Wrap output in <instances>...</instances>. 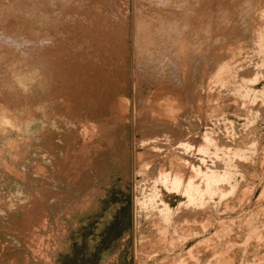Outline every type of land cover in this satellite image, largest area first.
Returning a JSON list of instances; mask_svg holds the SVG:
<instances>
[{
  "label": "rangeland",
  "instance_id": "rangeland-1",
  "mask_svg": "<svg viewBox=\"0 0 264 264\" xmlns=\"http://www.w3.org/2000/svg\"><path fill=\"white\" fill-rule=\"evenodd\" d=\"M214 1L212 0V7L207 11L210 16L207 21L201 17L203 14L199 13L196 15L198 17L194 15L195 18L191 15L192 18L186 19L185 23L188 22V24L183 26L178 35L177 44L181 45L182 42L185 43V40L180 39L185 36L188 37L193 33L195 37L197 49L196 55L194 53L193 57L196 61L193 60V64L198 65L197 67L201 66V68L193 69L194 73L191 72L192 79L193 77L196 79L195 81L193 79V83H195L191 82L190 72H187L189 75L185 79V82L188 81L181 83V80L183 81L179 77L181 73L179 76L177 73L173 74V70H168V67H166L164 77H158L164 82L165 78H170L169 80L180 78V81L175 84H177L176 88L179 85L178 89H181L179 93L182 92L184 98L181 97L182 95H177L178 109L173 108V117L168 115L172 121L168 119V116L164 119L165 121H162L153 109L155 108L154 104L150 103H154V100H151L158 92L157 78L151 77L146 80V76L142 72L139 74L134 72L137 69L133 33V18H135L133 2L135 3V0L128 2L130 33L129 38H126V45L129 44V51L122 55L119 52L120 47L116 46L114 49L102 52L103 56L108 59L105 68L109 84L101 92V96L97 95L94 101L86 102L80 99L79 102L71 103H68L66 99H71V96L75 97L74 92L54 78L51 71V73L48 72L50 69L43 61L44 55L47 54L41 53V51L48 46L51 49V55L55 53L53 57H56L58 53L62 52L59 50L56 54L59 48L58 43L63 44L67 38L71 48L82 54L83 45L81 44L82 40L79 41L78 30L91 28V32L96 35L101 32L102 28L110 31L114 23L122 20L118 7L114 11V9H110V6V10L107 6H102L101 12L104 13V18L102 17L100 21L97 19L98 22H95L92 15L86 16L80 13V11L96 12L98 2H94L95 5L89 0H7L0 4V264H179L181 262V264H264V114H262L264 113V47H261L262 42L258 41L260 37L264 43V33L261 31L264 29L262 27L264 26V2H262L263 0H253V2H250L252 0H238V2L237 0H226L223 2L224 4L220 2L221 4L216 3L215 5ZM155 3L157 0H154L153 4ZM228 4L233 9L229 8ZM232 4L233 7L230 6ZM201 5L199 10L203 12L205 8ZM240 5L243 8L245 6V9L242 10V7L239 9ZM146 7L148 5H143L141 10H145ZM254 7L258 10L256 11ZM256 12H259L260 16ZM236 13L241 14L237 16ZM199 16L201 19L197 20L200 18ZM189 21L191 22L189 23ZM218 25L219 27H217ZM250 25L253 29L249 27ZM43 26L46 29L48 26L55 32L51 33L50 28L45 32ZM59 26H62L64 30L67 28L66 32L63 30L62 32L63 28ZM229 27L233 28L232 31ZM220 28L221 31L224 30L218 33ZM254 29L255 32H253ZM49 31L50 35H48ZM87 33L89 34V32ZM181 33L186 35L183 36ZM214 33L219 34L220 38L217 35L216 38ZM227 33L228 36H225ZM258 33L260 36H257ZM68 34H77V36L73 38ZM53 35L55 39L61 37V42L59 40H56L58 43L55 42V39L52 38ZM195 35L198 37L197 39ZM251 35L258 37L254 38L256 41ZM223 36L227 40L232 36L230 39L233 38V41H227ZM113 41L114 39H112ZM180 41L182 42L180 43ZM187 42L190 43V41ZM214 43L216 44L214 45ZM225 43L226 49H223ZM115 44L117 43L115 42ZM220 47L222 49L219 52ZM121 51L123 52L122 46ZM173 53L178 56L179 50H175ZM119 54L120 59H117L118 57L115 55ZM73 55L76 54L69 50L65 51L63 64L68 65L72 61ZM123 61L129 65L126 74L119 71ZM203 61H207V64ZM96 63L99 61L96 60ZM223 64L228 69H222ZM148 65L149 68L152 67L150 63ZM204 67H206V71ZM218 70L222 73L227 72L224 76L228 77H221L222 73L217 75V72L220 73ZM160 74L163 75V71ZM196 74L198 75L196 76ZM157 76L159 73L155 77ZM169 80H166L165 84ZM210 82H214V84ZM189 86H192L190 92ZM166 88L169 89V87H165L164 91L167 90ZM194 90L195 92H193ZM151 93L153 94L151 95ZM106 94H109L110 97ZM245 94H249L247 96L249 98L245 97ZM179 96L183 100L179 99ZM64 98L66 102L63 100ZM199 99L201 100L199 101ZM150 105L152 106L150 107ZM117 106L118 108H116ZM213 107L214 110L218 107L216 108V110L218 109L217 113L212 110ZM176 109L179 110L177 114H175ZM152 114L158 118L156 119ZM212 117L213 119H211ZM208 118L212 121H209ZM160 122L162 123L161 128ZM172 122L175 125L172 126ZM203 133H207L208 136L211 134V140H216L211 141V144L205 142L209 143L208 150H202V152L199 145L203 144V139H201ZM182 140L189 142L192 145L190 147L192 150L188 149V151L184 146L182 147ZM217 145H219V149ZM181 154L187 156L188 159L190 157L189 160L203 170L210 168L217 173L224 170L223 172L228 175V178L226 177V180L223 181L224 184L223 182L219 183V189H226L222 192L224 194L220 195L219 192H216L215 196L208 198L207 206L200 209L201 211H196V214L195 211L192 212V210H197L196 207L186 204V196L168 189L164 183H161V172H171L172 174L178 166L177 161H179L175 157L177 155L178 159ZM183 155L182 157H184ZM230 155L233 156L230 157ZM173 162L175 164H172ZM220 167L222 171H220ZM222 190L220 189V191ZM152 197V203L150 201L148 203L147 200ZM163 201L174 209V216L168 223H163L158 213ZM161 226L166 228L164 230L166 233L163 234L167 236L160 235ZM156 227L157 229H155ZM158 235L160 236L157 237ZM163 236L165 239L162 238ZM228 236L229 238H227ZM160 242L163 244L160 245ZM142 245H145L144 248ZM204 251L208 253L206 254Z\"/></svg>",
  "mask_w": 264,
  "mask_h": 264
},
{
  "label": "bare ground",
  "instance_id": "bare-ground-1",
  "mask_svg": "<svg viewBox=\"0 0 264 264\" xmlns=\"http://www.w3.org/2000/svg\"><path fill=\"white\" fill-rule=\"evenodd\" d=\"M5 1H7V0H0V4L1 3H4ZM9 1V0H8ZM13 1V0H12ZM89 1H91V3H93V4H95L96 5V3H94V2H98V4H97V9H96V12H89V11H83V12H81L80 11V13H82V14H84V15H86V16H88V14H89V16L90 15H92L93 16V18H95L94 19V21L95 22H98V20L100 21V19H102V17L104 16V13L102 14V9H101V7L102 6H107V8L109 9V6H110V9H114V11H116L117 10V7H118V10H119V12H120V15H121V18H122V20L120 21H118L116 24L114 23V26H113V28L112 29H110V31L108 30H106L105 28H102L101 29V32L99 33V34H97L96 35V33H93V32H91V28L89 29V30H86V29H80V30H78V37H79V41H81V44L83 45V52H82V54L81 53H79V52H77V51H74L72 48H71V44L70 43H68V41L65 39L64 40V43L62 44V43H58L56 40H59L60 42H61V37H58V39H55L54 38V35H53V37L52 38H54L55 39V42H57L58 43V45H59V48L57 49V52H56V54L59 52V50H62V52L61 53H58L57 54V56L56 57H53V55L55 54V53H53V55H51V49L48 47V46H46V47H44L43 48V50L41 51V53H43V52H45L47 55H44L45 56V58H43V61H45L46 63H47V67L50 69L48 72H52L53 74H54V78H57L59 81H61L63 84H65V87H67L68 89H71V92H74V94H75V97H73V96H71V99L70 98H68V99H70V100H68V99H66V101H68V103L70 102H79V100L80 99H82L83 101H88V102H91V101H94L95 99H96V97H97V95H99V96H101L100 94H101V92L102 91H104L105 90V88H106V86H107V84H109V82L107 81V78H108V74H107V70H106V68H105V63L107 62V57L105 58L104 56H103V54H102V52H104V51H108V50H110V49H114L116 46H119L120 47V50H119V52L122 54V55H124V54H126V51H129V44L128 45H126V38L128 39L129 38V33H130V24H129V19H128V17L130 16L129 15V7H128V2L129 1H131V0H89ZM134 1V0H133ZM234 1V0H233ZM232 1V2H233ZM246 1V0H245ZM223 3V2H226V0H215L214 1V4L216 5V3ZM229 2V1H228ZM237 2H238V0H237ZM249 2V1H248ZM250 2H253V0L252 1H250ZM256 2V1H255ZM254 2V3H255ZM262 2H264V0L262 1ZM10 3V2H9ZM16 3V2H15ZM154 3V0H135V3L133 2V4H135V8H134V10H135V18H133L134 20V31H133V33H134V36H135V40H134V52H135V56H136V58H135V62H136V66H137V69H136V67H135V69H136V71H134L135 73L137 72L138 74H139V72H142L145 76V79L147 80V78L148 79H150L151 77H154V78H157V84H156V87H157V91L158 92H156V95L155 96H153V98H152V100L151 101H153L154 100V103L153 102H150V103H152V104H154L153 105V107H155V108H153L156 112H157V114L160 116V119L163 121L164 119H166V118H168L169 116H174V115H172L173 114V112H172V110H173V108L175 109V107L177 108V98H178V96L177 95H182L181 93H179L180 91H181V89H178L179 88V85L177 86L178 88H176V85L177 84H175L176 82H178V81H180V78L181 79H183V81L181 80V83L182 82H185V79H186V77L188 78V76L187 75H189V73L187 74V72H190V77L193 75H191V72L192 73H194L193 72V69H195V68H201V66H199V67H197V66H195V64H193V57H194V53H195V51H196V49H197V46H196V44H195V41H194V39H195V37H194V35H193V33L192 34H189L188 35V37H184V38H182L184 35H186V34H183V33H181V35L183 34V36L181 37L182 39H180V40H185L184 42L185 43H183L182 41H180V43L182 42V45L181 44H177V40H178V35H179V33H180V30L181 29H183V26H185V24H188V22L187 23H185V21H187L186 19L188 18V17H190V18H192V16L195 18V16L196 15H199V13L200 14H203L201 17H203L206 21H207V19H209V13L207 12V11H209V8H211L212 7V4H213V2H212V0H157V3H155V4H153ZM164 3V4H163ZM220 3V4H221ZM231 3V2H230ZM229 3V4H230ZM234 3V2H233ZM243 3H245V2H243ZM260 3V2H259ZM18 4H20V2H18ZM17 4V5H18ZM21 4H23V2H21ZM35 4V3H34ZM92 4V5H93ZM201 4H203V5H201ZM224 4V3H223ZM229 4H228V7H229ZM239 4H240V2H239ZM238 4V5H239ZM246 4V3H245ZM253 4V3H252ZM256 4H258V3H256ZM264 4V3H263ZM143 5H148V7H146V8H144L145 10H141V8L143 9ZM200 5H201V7L202 6H204V11L203 12H200ZM214 5V6H215ZM225 5H227V4H225ZM225 5H223V6H225ZM242 5V4H241ZM238 6L239 7V9H241L240 7H242V6ZM248 5V4H247ZM246 5V6H247ZM3 6V5H2ZM63 6V5H62ZM91 6V5H90ZM213 6V8H215ZM230 6H232L233 7V4L232 5H230ZM255 6V5H254ZM259 6V5H258ZM264 6V5H263ZM8 7V6H7ZM11 7V6H10ZM22 7V6H21ZM218 7V6H217ZM256 7V6H255ZM254 7V8H255ZM1 8V7H0ZM18 8L20 9V6H18ZM69 8V7H68ZM90 8V7H89ZM177 8H180L181 9V12H179L180 11V9H177ZM195 8H196V10H195ZM219 8V7H218ZM225 8V7H224ZM229 8H231V7H229ZM247 8H249L250 9V7H248L247 6ZM253 8V7H252ZM3 9V8H2ZM9 9V8H8ZM85 9V8H84ZM107 9V10H108ZM109 9V10H110ZM147 9V10H146ZM226 9V8H225ZM224 9V10H225ZM231 9H233V8H231ZM236 9V8H235ZM238 9V11H240ZM243 9H245V6H244V8L242 7V10ZM55 10V9H54ZM73 10V9H72ZM139 10H141V11H139ZM179 10V11H178ZM199 10V12H197ZM203 10V9H202ZM255 10H256V8H255ZM258 10V9H257ZM256 10V11H257ZM16 11V10H15ZM23 11V10H22ZM195 11V12H194ZM217 11V10H216ZM215 11V12H216ZM222 11H223V9H222ZM230 11V10H229ZM232 11V10H231ZM260 11V10H259ZM262 11V10H261ZM4 12V11H3ZM8 12V11H7ZM105 12V11H104ZM179 12V13H178ZM205 12V13H204ZM214 12V11H213ZM218 12V11H217ZM236 12V11H235ZM248 12V11H247ZM263 12V11H262ZM13 13V12H12ZM117 13V12H116ZM222 13V12H221ZM249 13V12H248ZM251 13V12H250ZM257 14L259 13V12H256ZM18 14V13H17ZM213 14V13H212ZM231 14V13H230ZM237 14V13H236ZM239 14V13H238ZM237 14V16H239ZM1 15H3V14H1ZM119 15V16H120ZM192 15V16H191ZM195 15V16H194ZM208 15V16H207ZM220 15V14H219ZM224 15H226V14H224ZM263 15V14H262ZM4 16V15H3ZM49 16V15H48ZM80 16H82L81 14H80ZM86 16H85V18H86ZM199 16V17H200ZM227 16V15H226ZM243 16V15H242ZM241 16V17H242ZM254 16V15H253ZM255 16H256V14H255ZM258 16H260L259 14H258ZM2 17V16H1ZM196 17H198V16H196ZM201 17L200 18H196L197 20H199V19H201ZM241 17H239V18H241ZM248 17H250V16H248ZM84 18V17H83ZM84 18V19H85ZM104 18V17H103ZM117 18V17H116ZM193 18V19H194ZM228 18H230V17H228ZM236 18V17H235ZM264 18V17H263ZM262 18V19H263ZM4 19V18H3ZM13 19V18H12ZM98 19V20H97ZM119 19V18H118ZM193 19H190V20H193ZM243 19V18H242ZM241 19V20H242ZM246 19V18H245ZM45 20V19H44ZM43 20V21H44ZM48 20V19H47ZM49 20H51V19H49ZM83 20V19H82ZM204 20V21H205ZM211 20V19H210ZM214 20V19H213ZM216 20V19H215ZM214 20V21H215ZM236 20H239V19H236ZM85 21H87V20H85ZM104 21V20H103ZM196 21V20H195ZM203 21V20H202ZM223 21V20H222ZM234 21H235V19H234ZM263 21V20H262ZM88 22H89V19H88ZM113 22V21H112ZM115 22V21H114ZM191 21H189V23H190ZM193 22V21H192ZM198 22V21H197ZM220 22V24H221V21H219ZM244 22V21H243ZM45 23V22H44ZM91 23V22H90ZM195 23V22H194ZM194 23H192V24H194ZM199 23H200V21H199ZM209 23V22H208ZM207 23V25L209 26V24ZM227 23V22H226ZM225 23V24H226ZM236 23V22H235ZM242 23V22H241ZM252 23H253V20H252ZM251 23V24H252ZM10 24H11V22H10ZM9 24V25H10ZM64 24H66V23H64ZM83 24V23H82ZM87 24V23H86ZM103 24V23H102ZM198 24V23H197ZM196 24V25H197ZM206 24V23H205ZM210 24H213V23H210ZM215 24V23H214ZM219 24V25H220ZM244 24V23H243ZM63 25V24H62ZM91 25V24H90ZM93 25V24H92ZM190 25V24H189ZM188 25V26H189ZM202 25L204 26V24L202 23ZM206 25V26H207ZM219 25L217 26V27H219ZM224 25V24H223ZM240 25V24H239ZM256 25V24H255ZM258 26L260 25V24H257ZM40 26V25H39ZM49 26H51V25H49ZM56 26V25H55ZM54 26V27H55ZM95 26V25H94ZM194 26V25H193ZM199 26H201V25H199ZM202 26V27H203ZM252 25H250L249 27H251ZM257 26V27H258ZM262 25H260V27H261ZM60 27V26H59ZM59 27H57V28H59ZM62 27V26H61ZM60 27V28H61ZM84 27V26H83ZM205 27V26H204ZM214 27V26H213ZM216 27V28H217ZM256 27V26H255ZM260 27H258V29L260 28ZM262 27H264V26H262ZM48 28H50V27H48L47 26V29ZM60 28H59V30H60ZM63 28V27H62ZM66 28V27H65ZM85 28V27H84ZM187 28V27H186ZM194 28V27H193ZM199 28H201V27H199ZM208 28V27H207ZM225 29H226V27H224ZM227 28H228V26H227ZM230 28V27H229ZM252 28V27H251ZM40 29H42L41 27H40ZM43 29H45V32H46V28H44V26H43ZM42 29V30H43ZM51 29V28H50ZM67 29V28H66ZM65 29V30H66ZM210 29V28H209ZM219 29V28H218ZM223 29V28H222ZM231 29V28H230ZM233 29V28H232ZM232 29H231V31H232ZM237 29V28H236ZM235 29V31H237ZM253 29V28H252ZM49 30V29H48ZM47 30V31H48ZM52 30V29H51ZM55 30H56V27H55ZM59 30L57 29V31L59 32ZM65 31L64 30V28L63 29H61V31ZM97 30V29H96ZM192 30V29H191ZM202 30V29H201ZM207 31H208V29H206ZM224 30V29H223ZM222 30V31H223ZM251 30V29H250ZM260 30H261V28H260ZM259 30V31H260ZM264 29H262L261 31H262V33H264V31H263ZM60 31V32H61ZM62 31V32H63ZM185 31H186V29H185ZM185 31H183L184 33H185ZM188 31V30H187ZM221 31V28H220V30L218 31V33H221L220 32ZM230 31V32H231ZM234 31V30H233ZM256 30L254 29V31L253 32H255ZM260 31V32H261ZM17 32H18V29H17ZM53 32H55L54 30H52V32L51 33H53ZM61 32V33H62ZM66 32V31H65ZM87 32H89V34L87 33ZM194 32V31H193ZM225 32V31H224ZM223 32V33H224ZM227 32V31H226ZM229 32V33H230ZM244 32V31H243ZM259 32V33H260ZM50 33V31L48 32V35H50L49 34ZM67 33H68V31H67ZM188 33V32H187ZM190 33V32H189ZM202 33V32H201ZM210 33V32H209ZM209 33H207V34H209ZM213 33V32H212ZM211 33V34H212ZM232 33V32H231ZM258 33V34H259ZM262 33H261V35H262ZM42 34V33H41ZM44 34V33H43ZM235 34V33H234ZM46 35H47V33H46ZM69 35V34H68ZM89 35H90V37H89ZM201 35V34H200ZM199 35V36H200ZM213 35V34H212ZM214 35H215V37L217 38V36L220 38V36H219V34L217 35V34H215L214 33ZM217 35V36H216ZM238 35V34H237ZM245 35V34H244ZM264 35V34H263ZM52 36V35H51ZM56 36H58V35H56ZM60 36V35H59ZM65 36H67L66 34H65ZM69 36H73V38H74V36H77V34H71V35H69ZM68 36V37H69ZM196 36V35H195ZM204 36H206V35H204ZM221 36H222V34H221ZM225 36H228V33H227V35L225 34ZM225 36H223V38L225 37ZM240 36V35H239ZM238 36V37H239ZM252 36V35H251ZM257 36H260V34L259 35H257ZM193 37V38H192ZM202 37V36H201ZM207 37V36H206ZM230 37H232V36H230ZM230 37H229V39L228 40H230V41H233L232 39L233 38H231L230 39ZM233 37H234V35H233ZM253 37V40H255L254 38L256 37V36H252ZM57 38V37H56ZM60 38V39H59ZM64 37L62 36V39H63ZM198 37L196 36V39H197ZM213 38V37H212ZM216 38H214V39H216ZM228 38V37H227ZM258 37H256V39H257ZM261 38H262V36H261ZM263 38H264V36H263ZM262 38V39H263ZM112 39H114V41L112 42ZM225 40H227L226 38H224ZM239 39V38H238ZM71 40V39H70ZM192 40V41H191ZM206 40V39H205ZM217 40V39H216ZM215 40V41H216ZM227 40V41H228ZM239 40H241V39H239ZM250 40H251V38H250ZM264 40V39H263ZM187 41H190V43H188ZM201 41H202V38H201ZM222 41H224V40H222ZM222 41H220V42H222ZM236 41V40H235ZM248 41V40H247ZM252 41V40H251ZM256 41V40H255ZM260 43L262 42V46H261V44H260V46L261 47H264V43H263V41H261L260 40V37H259V40H258ZM115 42L117 43V44H115ZM188 44H187V43ZM198 42V41H197ZM206 42V41H205ZM210 42V41H209ZM218 42V41H217ZM226 42V41H225ZM237 42H238V40H237ZM243 42V41H242ZM242 42H240L241 44H243ZM76 43V42H75ZM213 43V42H212ZM211 43V44H212ZM256 43H258V42H256ZM46 44V43H45ZM199 44V43H198ZM197 44V45H198ZM204 44H206V43H204ZM216 43H214V45H215ZM220 44H222V43H220ZM229 44V43H228ZM231 44H233L232 42H231ZM230 44V45H231ZM239 44V43H238ZM47 45V44H46ZM178 45H180V46H178ZM213 45V46H214ZM225 45H226V43L223 45L224 47H223V49L225 48L226 49V47H225ZM121 46H122V50H123V52L121 51ZM131 46V45H130ZM221 46V45H220ZM242 47H243V45H241ZM64 47H65V49H64ZM201 47V46H200ZM217 47V46H216ZM232 47V46H231ZM131 48V47H130ZM205 48V47H204ZM45 49V50H44ZM214 49V48H213ZM213 49H212V51H213ZM216 49V48H215ZM222 48L220 47V49H219V52H220V50H221ZM231 49H233V48H231ZM259 49V48H258ZM262 49V48H261ZM70 51L71 53H73V54H76V55H73V57H72V61L70 62V63H68V65H65V64H63V60H64V58H65V51ZM175 50L177 51V50H179V53H178V56L177 55H175V53H173V51L175 52ZM202 50V49H201ZM238 50V49H237ZM200 51V50H199ZM207 51H209V50H207ZM216 51V50H215ZM223 51V50H222ZM227 51V50H226ZM230 51V50H229ZM232 51V50H231ZM131 52V51H130ZM206 52V51H205ZM261 52H263V51H261ZM117 53V52H116ZM128 53V52H127ZM201 53H203L202 51H201ZM213 53V52H212ZM217 53V52H216ZM4 54V53H3ZM177 54V53H176ZM218 54V53H217ZM216 54V55H217ZM225 54H226V52H225ZM234 54V53H233ZM4 55H6V54H4ZM195 55H196V53H195ZM199 55H201V54H199ZM206 55V54H205ZM213 55H215V54H213ZM231 55V54H230ZM111 56V55H110ZM208 56V55H207ZM211 56V55H210ZM69 57V56H68ZM115 57H118L117 59H120V54L119 55H115ZM196 57V56H195ZM209 57V56H208ZM212 57H214V56H212ZM232 57V56H231ZM233 57H235V56H233ZM232 57V58H233ZM237 58V57H236ZM111 59H113V57H111ZM197 59V58H196ZM204 59V58H203ZM215 59H216V57H215ZM224 59H226V58H224ZM80 60V61H79ZM96 60H98L99 61V63H96ZM200 60V59H199ZM210 60V59H209ZM212 60H214V59H212ZM194 61H196V60H194ZM226 61V60H225ZM85 62H86V64H85ZM207 62V61H206ZM206 62H204L203 61V63H206ZM217 62V61H216ZM224 62V61H223ZM94 63V64H93ZM151 64V68H149V65L148 64ZM202 63V62H201ZM209 63V62H208ZM214 63H215V61H214ZM222 63V62H221ZM263 63H264V61H263ZM43 64V63H42ZM88 64V65H87ZM197 64V63H196ZM200 64V63H199ZM207 64V63H206ZM204 65V66H207V65ZM220 64V63H219ZM227 64V63H226ZM228 64H229V62H228ZM6 65H7V63H6ZM11 65V64H10ZM225 64H223V66H224ZM218 67H219V65H217ZM223 66H221V68L222 69H228V68H226L225 66V68L223 67ZM234 66V65H233ZM166 67H168V70H173V74L174 73H177L178 74V76H179V74L181 73V75L178 77L179 79H177V80H169L168 78L166 79L165 78V82H167L166 80H169V81H171V82H169L168 81V83H166L165 84V82H164V80H162V79H160L161 77H164V73L166 72ZM218 67H216V68H218ZM47 68V69H48ZM203 68V67H202ZM205 68V71H206V67H204ZM220 68V67H219ZM218 68V69H219ZM209 69V68H208ZM212 69V68H211ZM221 69V70H222ZM8 70H10V69H8ZM7 70V71H8ZM43 70V69H42ZM127 70H129V65H126L125 64V62L123 61V63L120 65V69H119V71L120 72H122V73H128V71ZM160 70H162L163 71V75L162 74H160L161 72H160ZM188 70H190V71H188ZM196 70H198V69H196ZM199 70H201V69H199ZM198 70V71H199ZM46 71V70H45ZM44 71V72H45ZM159 71V72H158ZM202 71V70H201ZM219 71V70H218ZM224 71V70H223ZM226 71V70H225ZM230 71H232L231 69H230ZM229 71V72H230ZM235 71V70H234ZM42 72V71H41ZM50 72V73H51ZM167 72H169V71H167ZM220 73L218 74V72H217V75H221V73H222V71H219ZM233 72V71H232ZM134 73V74H135ZM141 73V74H142ZM159 73V76H157V77H155L157 74ZM169 73H172V72H169ZM197 73V72H196ZM199 73V72H198ZM216 73V72H215ZM226 73L227 72H225V73H222V75L223 76H221V77H224V78H226V77H228V76H224V75H226ZM237 73V72H236ZM53 74H52V76H53ZM130 74V73H129ZM166 74V73H165ZM230 74V73H229ZM229 74H227V75H229ZM162 75V76H161ZM198 74H196V76H197ZM200 75V74H199ZM216 75V76H217ZM232 75V74H231ZM117 76V75H116ZM139 76H142V75H139ZM168 76V75H167ZM167 76H165V77H167ZM195 76V75H194ZM203 75H202V72H201V77H202ZM205 76V75H204ZM214 76V75H213ZM230 76V75H229ZM233 76V75H232ZM137 77H138V75H137ZM158 77H160V78H158ZM171 77V76H170ZM219 77V76H218ZM231 77V76H230ZM229 77V78H230ZM234 77V76H233ZM8 78V77H7ZM52 78V77H51ZM130 78V77H129ZM173 78V77H172ZM171 78V79H172ZM198 78V77H197ZM205 78H206V76H205ZM211 78V77H210ZM223 78V79H224ZM236 78V77H235ZM235 78H234V80H235ZM2 79H4V78H2ZM133 79V78H132ZM175 79V78H174ZM190 79H192V77L190 78ZM193 79H194V77H193ZM193 79H192V83H193ZM200 79V78H199ZM198 79V80H199ZM213 79V78H212ZM215 79H216V77H215ZM223 79H221L222 81H224ZM196 79H194V81H195ZM203 80H205V79H203ZM207 80H209L208 78H207ZM217 80V79H216ZM246 80V79H245ZM6 81H7V79H6ZM53 81H54V79H53ZM57 81V80H56ZM130 81V80H129ZM138 81V80H137ZM149 81V80H148ZM154 82H155V80H153ZM188 81V80H187ZM186 81V82H187ZM202 81V80H201ZM221 81V82H222ZM225 81H227V82H229V80H226L225 79ZM237 81V80H236ZM236 81H234L235 83H236ZM1 82H2V80H1ZM136 82V81H135ZM134 82V83H135ZM143 82V81H142ZM154 82H153V84H154ZM185 82V83H186ZM218 82V81H217ZM233 82V81H232ZM238 82V81H237ZM61 83V84H62ZM190 83V82H189ZM189 83H188V85H189ZM195 83V82H194ZM193 83V84H194ZM205 83H206V81H205ZM208 83V82H207ZM211 83V82H210ZM213 84H214V82H212ZM211 83V84H212ZM216 83V82H215ZM247 83V82H246ZM249 83V82H248ZM5 84V83H4ZM136 84H138V83H136ZM180 84V83H179ZM184 84V83H183ZM193 84H191V85H193ZM202 84V83H201ZM228 84V83H227ZM232 84V83H231ZM237 84V83H236ZM245 84V83H244ZM111 85V84H110ZM185 85V84H184ZM198 85V84H197ZM207 85H209V84H207ZM217 85V84H216ZM139 86V85H138ZM149 86V85H148ZM172 86V87H171ZM181 86V85H180ZM186 87H187V85H185ZM184 86V87H185ZM242 86H244V85H242ZM112 87V86H111ZM110 87V88H111ZM113 87H115V86H113ZM134 87H136V86H134ZM165 87H169V89L168 88H166L167 90L166 91H164L165 90ZM195 87H196V85H195ZM205 87H206V85H205ZM235 87V86H234ZM239 87V86H238ZM245 87H246V85H245ZM6 88H8V87H6ZM63 88H64V86H63ZM120 88V87H119ZM137 88V87H136ZM164 88V89H163ZM188 88V87H187ZM189 92H190V90H192V86L190 87L189 86ZM210 88H212L211 86H210ZM209 88V89H210ZM15 89V88H14ZM114 89V88H113ZM138 89V88H137ZM186 89V88H185ZM195 89V88H194ZM202 89V88H201ZM243 89V88H242ZM110 90V89H109ZM115 90V89H114ZM151 89L149 88V91H150ZM180 90V91H179ZM184 90V89H183ZM196 90V89H195ZM195 90L193 91V92H195ZM250 90V89H249ZM108 91V90H107ZM137 91V90H136ZM185 91V90H184ZM208 91V90H207ZM206 91V92H207ZM221 91V90H220ZM252 91V90H251ZM250 91V92H251ZM123 92V91H122ZM151 92V91H150ZM186 92V91H185ZM184 92V93H185ZM199 92V91H198ZM210 92V91H209ZM248 92V91H247ZM250 92H249V94H250ZM264 92V91H263ZM107 93V92H106ZM111 93V92H110ZM136 93H138V92H136ZM154 93V92H153ZM153 93H151V95L153 94ZM179 93V94H178ZM253 93V92H252ZM256 93V92H255ZM64 94V93H63ZM120 94V93H119ZM147 94V93H146ZM191 94V93H190ZM198 94V93H197ZM206 94V93H205ZM247 94V93H246ZM245 94V95H246ZM248 94V95H249ZM257 94V93H256ZM68 95V94H67ZM67 95H65V96H67ZM107 95V94H106ZM109 95V94H108ZM107 95V96H108ZM115 95H116V93H115ZM148 96H149V94H147ZM160 95V96H159ZM248 95H246L245 97H247ZM64 96V97H65ZM69 96V95H68ZM253 96V95H252ZM62 97H63V95H62ZM108 97H110V96H108ZM182 98H184L183 97V95L181 96ZM180 96H179V99H181V100H183L182 98H181ZM198 97V96H197ZM220 97V96H219ZM254 97V96H253ZM252 97V98H253ZM113 98V97H112ZM149 98V97H148ZM185 98H186V96H185ZM203 98V97H202ZM205 98V97H204ZM243 98H244V96H243ZM247 98H249V97H247ZM255 98V97H254ZM110 99V98H109ZM123 99V98H122ZM190 99V98H189ZM214 99V98H213ZM226 99V98H225ZM64 101H65V98L63 99ZM121 100V99H120ZM119 100V101H120ZM127 100V99H126ZM125 100V101H126ZM141 100H143V99H141ZM149 100H150V98H149ZM185 100V99H184ZM198 100V99H197ZM201 99H199V101H200ZM211 100V99H210ZM65 101V102H66ZM107 101H109L108 99H107ZM123 101H124V99H123ZM219 101V100H218ZM223 101V100H222ZM250 101L252 102V100L250 99ZM255 101V100H254ZM257 101V100H256ZM179 102H181V101H179ZM186 102V101H185ZM207 102H209V101H207ZM214 102V101H213ZM212 102V103H213ZM114 103H115V101H114ZM122 103V102H121ZM141 103H143V102H141ZM184 103V102H183ZM201 103V102H200ZM217 103V102H216ZM246 103V102H245ZM6 104V103H5ZM103 104H104V101H103ZM108 104V103H107ZM110 104H112V103H110ZM148 104V103H147ZM147 104L145 105V106H147ZM179 104V103H178ZM189 104V103H188ZM249 104V103H248ZM251 104V103H250ZM253 104V103H252ZM101 105H102V103H101ZM176 105V106H175ZM211 105V104H210ZM217 105V104H216ZM14 106V105H13ZM144 106V107H145ZM152 105H150V107H151ZM183 106V105H182ZM185 106V105H184ZM187 106V105H186ZM190 106V105H189ZM214 106V105H213ZM244 106V105H243ZM93 107H98V106H93ZM110 107V106H109ZM112 107V106H111ZM120 107H122V106H120ZM149 107V106H148ZM196 107V106H195ZM199 107V106H198ZM202 108H203V106H201ZM225 107V105L223 106V108ZM116 108H118V106L116 107ZM180 108V107H179ZM182 108V107H181ZM189 108V107H188ZM193 108V107H192ZM216 108H218V107H216ZM216 108H215V110H214V107L212 108V110H214V112L215 113H217L216 111H218V109L216 110ZM121 109V108H120ZM127 109V108H126ZM125 109V110H126ZM137 109H138V107H137ZM146 109V108H145ZM148 109V108H147ZM153 109H152V111H153ZM178 109V108H177ZM177 109H176V113L175 114H177V112L179 111H177ZM184 109V108H183ZM206 109V108H205ZM222 109V108H221ZM259 109V108H258ZM111 110V109H110ZM117 110H119V109H117ZM124 110V109H123ZM122 110V111H123ZM171 110V111H170ZM192 110V109H191ZM198 110V109H197ZM202 110V109H201ZM207 110V109H206ZM206 110H205V112H206ZM212 110H211V112H212ZM138 111H140L141 112V110H139L138 109ZM149 111H151V110H149ZM148 111V112H149ZM155 111H153L154 113H155ZM168 111H170V112H168ZM174 111V110H173ZM187 111V110H186ZM189 111V110H188ZM34 112V111H33ZM51 112V111H50ZM113 112V111H112ZM118 112V111H117ZM120 113H121V111H119ZM140 112H139V115H141L140 114ZM152 112V113H153ZM128 113H129V111H128ZM138 113V112H137ZM144 113V112H143ZM142 113V114H143ZM188 113V112H187ZM198 113V112H197ZM202 113H203V111H202ZM201 113V114H202ZM213 113V112H212ZM212 113H211V115H212ZM220 113V112H219ZM261 113V112H260ZM92 114V113H91ZM148 114V113H147ZM150 114V116H151V112L149 113ZM157 114H155V115H157ZM189 114V113H188ZM221 114V113H220ZM257 114V113H256ZM262 114H264V113H262ZM111 115V114H110ZM120 115V114H119ZM145 115V114H144ZM144 115H142L143 117H144ZM153 115V114H152ZM169 115V116H168ZM179 115H181V114H179ZM186 115V114H185ZM192 115V114H191ZM214 115V114H213ZM3 116V115H2ZM137 116V115H136ZM154 116V115H153ZM168 116V117H167ZM189 116V115H188ZM198 116H201V115H198ZM204 116V115H203ZM209 116V115H208ZM207 116V117H208ZM138 117V116H137ZM154 117H156V116H154ZM211 117V116H210ZM214 117H216V116H214ZM142 118V117H141ZM151 118H152V116H151ZM158 117H156V119H157ZM176 118V117H175ZM194 118V117H193ZM154 119V118H153ZM152 119V120H153ZM168 119H170V117L168 118ZM180 119V118H179ZM203 119V118H202ZM207 119V118H206ZM211 119H213V117L211 118ZM210 119V120H211ZM143 120V119H142ZM173 120H175V119H173ZM176 120H177V118H176ZM208 120H209V118H208ZM209 120V121H210ZM157 121V120H156ZM165 121V120H164ZM170 121H172L171 119H170ZM179 121V120H178ZM207 121V120H206ZM212 121V120H211ZM175 122V121H174ZM3 123H4V119H3ZM152 123H154V121H152ZM156 123V122H155ZM158 123V122H157ZM161 123V122H160ZM159 123V124H160ZM173 123V122H172ZM181 123H182V121H181ZM138 124V123H137ZM166 124V123H165ZM177 124H178V122H177ZM185 124V123H184ZM204 124V123H203ZM215 124V123H214ZM148 125V124H147ZM146 125V126H147ZM169 125V124H168ZM173 125H175L174 123L172 124V126ZM138 126V125H137ZM145 126V128H147ZM155 126H156V124H155ZM161 126H162V123H161V125H160V128H161ZM179 126V125H178ZM184 126V125H183ZM215 126V125H214ZM97 127V126H96ZM158 127V126H157ZM164 127V126H163ZM170 127V126H169ZM186 127V126H185ZM209 128V127H208ZM95 129V128H94ZM150 129V128H149ZM156 129V128H155ZM184 129V128H183ZM210 129V128H209ZM225 129V128H224ZM89 130V129H88ZM90 131V130H89ZM161 131H162V129H161ZM168 132V131H167ZM225 132V131H224ZM86 133V132H85ZM145 133V132H144ZM159 133V132H158ZM161 133V132H160ZM172 133V132H171ZM181 133V132H180ZM187 133V132H186ZM207 133H208V131H207ZM202 134L203 135V137L201 138V139H203V144H200L199 146V148H200V150L202 151V150H206L207 149V145L211 142V141H213V140H211V138L212 137H210V136H212L211 134H210V136H208V134ZM230 133V132H229ZM87 134V133H86ZM90 134V133H89ZM156 134V133H155ZM177 134V133H176ZM171 135V134H170ZM188 135V134H187ZM144 136V135H143ZM156 136V135H155ZM165 136V135H164ZM169 136V135H168ZM179 136V135H178ZM170 137V136H169ZM186 137V136H185ZM190 137H191V135H190ZM89 138V137H88ZM147 138V137H146ZM150 138V137H149ZM217 138V137H216ZM155 139V138H154ZM190 139V138H189ZM193 139V138H192ZM196 139V138H195ZM144 140V139H143ZM151 140H152V138H151ZM158 140H159V138H158ZM157 140V141H158ZM162 140V139H161ZM210 140V141H209ZM216 140V139H215ZM214 140V141H215ZM221 140V139H220ZM148 141V140H147ZM187 141V140H186ZM218 141V140H217ZM224 141V140H223ZM179 142V141H178ZM184 141L182 140V143H181V146L183 147H185L186 148V150H188V149H191L190 147L192 146L189 142L187 143V142H184ZM205 142H209V143H205ZM220 142V141H219ZM83 143H85V142H83ZM147 143V142H146ZM154 143V142H153ZM171 143V142H170ZM202 143V142H201ZM216 143V142H215ZM221 143V142H220ZM226 143V142H225ZM190 144V145H189ZM211 144V143H210ZM219 144V143H218ZM84 145V144H83ZM87 145V144H86ZM92 145H93V143H92ZM216 145V144H215ZM224 145V144H223ZM194 146V145H193ZM219 145H217V147H218ZM86 147V146H85ZM90 147H92V146H90ZM150 147V146H149ZM213 147V146H212ZM216 147V148H217ZM225 147V146H224ZM223 147V148H224ZM237 147V146H236ZM93 148V147H92ZM155 148V147H154ZM174 148V147H173ZM181 148V147H180ZM184 148V149H185ZM193 148V147H192ZM225 148H227V147H225ZM224 148V149H225ZM90 149V148H89ZM156 149V148H155ZM159 149V148H158ZM162 149V148H161ZM184 149H181V150H184ZM198 149V148H197ZM218 149H219V147H218ZM86 150H87V148H86ZM148 150H150V149H148ZM147 150V151H148ZM192 150V149H191ZM199 150V149H198ZM208 150V149H207ZM216 150V149H215ZM222 150V149H221ZM220 150V151H221ZM238 150V149H237ZM236 150V151H237ZM185 151V150H184ZM189 151V150H188ZM223 151V150H222ZM227 151H230V150H227ZM241 151V150H240ZM153 152H155L154 150H153ZM174 152V151H173ZM203 152V151H202ZM201 152V153H202ZM214 152V151H213ZM212 152V153H213ZM217 152V151H216ZM233 152H234V150H233ZM239 152V151H238ZM151 153V152H150ZM164 153H166V152H164ZM168 153H169V149H168ZM178 153V152H177ZM180 153H181V151H180ZM183 153V152H182ZM189 153V152H188ZM205 154H207V152H204ZM209 153H210V151H209ZM215 153V152H214ZM222 153V152H221ZM220 153V154H221ZM228 153V152H227ZM232 153V152H231ZM235 153V152H234ZM234 153H232V154H234ZM147 154V153H146ZM174 154V153H173ZM172 154V155H173ZM185 154H186V152H185ZM240 154V153H239ZM241 154H243L242 152H241ZM140 155V154H139ZM139 155H138V157H139ZM144 155V154H143ZM162 155H163V153H162ZM179 155V154H178ZM182 155L183 154H181V157H179L178 159H177V155H176V160H179V161H177V168L173 171V173L171 174V172L170 173H166L165 171H162L161 172V183H164V185L168 188V189H171V190H175V191H177V192H180V193H182L184 196H186V198H187V201H185V202H187L186 204L187 205H189V206H195L194 208L195 209H197V210H192V212L193 211H195V214H196V211H201L200 209H203L205 206H207V203H208V198H212V196L217 192H219L220 193V195H223L224 193H222L223 191H225L226 189L224 188V190H222V188H220L222 191H220V189H219V187H220V185H219V183L220 182H223L224 180H226V177L228 178V175H227V173L225 172H223L222 170H221V167H220V171H222V172H219V173H217V171H215V170H213V169H210V168H207V170H203L201 167H199L198 165L196 166L195 164H194V162L192 163V161H190L189 159H190V157H189V159H188V157L186 156H184V157H182ZM188 155V154H187ZM219 155V154H218ZM226 155V154H225ZM145 156V155H144ZM160 156V155H159ZM227 156H228V154H227ZM233 156V155H232ZM231 155H230V157H232ZM236 156V155H235ZM238 156V155H237ZM236 156V157H237ZM240 156V155H239ZM141 157V156H140ZM155 157V156H154ZM163 157H166V156H163ZM171 157V156H170ZM212 157V156H211ZM229 157V156H228ZM174 158V157H173ZM223 158V157H222ZM163 159V158H162ZM233 159V158H232ZM240 159V158H239ZM244 159V158H243ZM261 159V158H260ZM262 159H263V157H262ZM139 160H140V158H139ZM145 160V159H144ZM143 160V161H144ZM172 160V159H171ZM201 160H203V159H201ZM206 160V159H205ZM219 160H221V159H219ZM224 160V159H223ZM229 160V159H228ZM246 160V159H245ZM244 160V161H245ZM151 161V160H150ZM153 161V160H152ZM161 161V160H160ZM165 161V160H164ZM214 161V160H213ZM234 161H236L235 159H234ZM240 161V160H239ZM238 161V162H239ZM264 161V160H263ZM156 162V161H155ZM154 162V163H155ZM161 162H163V161H161ZM201 162H203V161H201ZM205 162V161H204ZM228 162V161H227ZM252 162V161H251ZM254 162V161H253ZM261 162V161H260ZM144 163V162H143ZM170 163V162H169ZM255 163V162H254ZM140 164V163H139ZM161 164H163V163H161ZM160 164V165H161ZM172 164H175L174 162L172 163ZM171 164V165H172ZM221 164V163H220ZM225 164H226V162H225ZM205 165V164H204ZM215 165H216V163H215ZM240 165V164H239ZM249 165V164H248ZM254 165V164H253ZM252 165V166H253ZM150 166V165H149ZM174 166V165H173ZM242 166V165H241ZM244 166V165H243ZM161 167H162V165H161ZM164 167H165V164H164ZM170 168L172 167V166H169ZM146 168H148V167H146ZM233 168V167H232ZM244 169V168H243ZM246 169V168H245ZM160 170V169H159ZM231 170V169H230ZM146 171V170H145ZM172 171V170H171ZM219 171V170H218ZM228 171V170H227ZM232 172V171H231ZM246 172V171H245ZM254 172V171H253ZM222 173V174H221ZM228 173H230L229 171H228ZM237 173V172H236ZM251 173H252V171H251ZM160 174V173H159ZM230 175V174H229ZM232 175H234V174H232ZM249 175V174H248ZM156 176V175H155ZM230 178H231V176H229ZM247 177H249V176H247ZM262 178V177H261ZM242 179V178H241ZM146 180V179H145ZM231 180V179H230ZM247 180V179H246ZM157 181V180H156ZM228 181V180H227ZM240 181V180H239ZM260 181V180H259ZM235 182V181H234ZM241 183V182H240ZM248 183V182H247ZM145 184V183H144ZM154 184V183H153ZM221 184V183H220ZM223 184H224V182H223ZM243 184V183H242ZM219 185V186H218ZM236 185H238V184H236ZM164 186V187H165ZM223 187H224V185H222ZM221 186V187H222ZM225 186H226V184H225ZM228 186H230V185H228ZM227 186V187H228ZM263 186V185H262ZM232 187V186H231ZM242 187V186H241ZM235 188V187H234ZM238 188V187H237ZM240 188V187H239ZM245 188V187H244ZM253 188V187H252ZM241 189V188H240ZM239 190V189H238ZM253 190V189H252ZM230 191V190H229ZM228 192V191H227ZM236 192H237V190H236ZM240 192V191H239ZM245 192V191H244ZM152 193V192H151ZM238 193V192H237ZM155 194V193H154ZM240 194V193H239ZM157 195V194H156ZM217 195V194H216ZM226 195V194H225ZM224 195V196H225ZM251 195V194H250ZM215 196V195H214ZM240 196V195H239ZM238 196V197H239ZM157 197V196H156ZM228 197V196H227ZM229 197H231V196H229ZM221 198V197H220ZM233 198V197H232ZM231 198V199H232ZM148 199V198H147ZM147 199H145V200H147ZM152 199H153V197L152 198H149L147 201H148V203H149V201L151 202L152 201ZM225 199V198H224ZM143 200V199H142ZM145 200H144V202H145ZM226 200V199H225ZM229 200V199H228ZM146 201V202H147ZM223 202V201H222ZM222 202H220L221 204H222ZM227 202V201H226ZM235 202V201H234ZM152 203V202H151ZM156 203V202H155ZM146 204V203H145ZM210 204V203H209ZM257 204V203H256ZM161 205V204H160ZM183 205V204H182ZM182 205H180V206H182ZM220 205V204H219ZM146 206V205H145ZM157 206V205H156ZM155 206V207H156ZM179 206V207H180ZM184 206V205H183ZM209 206V205H208ZM229 206V205H228ZM233 206V205H232ZM154 207V208H155ZM157 207H159V206H157ZM156 207V208H157ZM186 207V206H185ZM188 207V206H187ZM221 207V206H220ZM183 209V208H182ZM208 210H209V208H207ZM149 210V209H148ZM157 210H158V208H157ZM190 210V209H189ZM259 210V209H258ZM147 211V210H146ZM155 211V210H154ZM185 211V210H184ZM247 211V210H246ZM191 212V213H192ZM216 212V211H215ZM235 212V211H234ZM261 212V211H260ZM153 213V212H152ZM155 213V212H154ZM158 213H159V217H160V219H162V221H163V223H168L169 221H171V219H172V217L174 216L173 215V213H174V209L169 205V204H167L166 202H164L163 201V203H162V205L159 207V210H158ZM198 213V212H197ZM200 213V212H199ZM202 213V212H201ZM207 213V212H206ZM156 214H157V211H156ZM183 214V213H182ZM186 214V213H185ZM194 214V215H195ZM203 215V214H202ZM241 215V214H240ZM263 215V214H262ZM190 216V215H189ZM207 216V215H206ZM147 217V216H146ZM157 217H158V215H157ZM180 217V216H179ZM178 217V218H179ZM192 217V216H191ZM239 217V216H238ZM264 217V216H263ZM193 218V217H192ZM196 218V217H195ZM205 218V216L203 217V219ZM235 218V217H234ZM159 219V218H158ZM182 219V218H181ZM236 219V218H235ZM247 219V218H246ZM195 220V219H194ZM198 220V219H197ZM156 221H157V219H156ZM159 221V220H158ZM202 221V220H201ZM250 222V221H249ZM213 223V222H212ZM160 224V223H159ZM185 224H187V223H185ZM196 224V223H195ZM194 224V225H195ZM211 224V223H210ZM215 224V223H214ZM162 225V224H161ZM167 225V224H166ZM203 225V224H202ZM208 225V224H207ZM248 225V224H247ZM190 226V225H189ZM220 226V225H219ZM158 227V226H157ZM157 227L155 228V229H157ZM162 227V226H161ZM161 227H159V228H161ZM168 227V226H167ZM226 227V226H225ZM243 227V226H242ZM205 228V227H204ZM221 228V227H220ZM190 229V228H189ZM222 229V228H221ZM160 230V229H159ZM161 230H162V232H161ZM160 230V235L162 234V235H166V234H163L165 231L164 230H166V228L163 226L162 227V229ZM175 230V229H174ZM173 231V230H172ZM216 231V230H215ZM158 232V231H157ZM229 232V231H228ZM166 233V232H165ZM216 233H218V232H216ZM215 233V234H216ZM250 233V232H249ZM143 234V233H142ZM141 234V235H142ZM151 234V233H150ZM155 234V233H154ZM159 234V233H158ZM171 234V233H170ZM180 234V233H179ZM248 234V233H247ZM160 235H158L157 237H159ZM227 235V234H226ZM167 236V235H166ZM165 236V237H166ZM175 236V235H174ZM180 236V235H179ZM184 236V235H183ZM182 236V237H183ZM186 236V235H185ZM184 236V237H185ZM239 236V235H238ZM142 237V236H141ZM151 237V236H150ZM149 237V238H150ZM154 237V236H153ZM152 237V238H153ZM235 237V236H234ZM246 237V236H245ZM252 237V236H251ZM156 238V237H155ZM163 239H165L164 238V236L162 237ZM188 238V237H187ZM225 238V237H224ZM227 238H229V236L227 237ZM163 239H162V241H163ZM171 239V238H170ZM173 239V238H172ZM157 240V239H156ZM175 240V239H174ZM180 240V239H179ZM184 240V239H183ZM185 240H186V238H185ZM149 241V240H148ZM160 241H161V238H160ZM232 241V240H231ZM159 242V241H158ZM165 242V241H164ZM176 242H177V240H176ZM147 243H149V242H147ZM152 243V242H151ZM202 243V242H201ZM207 243V242H206ZM236 243V242H235ZM246 243V242H245ZM154 244V243H153ZM160 245L161 244H163V243H159ZM215 244V243H214ZM259 244V243H258ZM146 245V244H145ZM145 245H142L143 246V248H144V246ZM149 245V244H148ZM148 245H147V247H148ZM172 245V244H171ZM164 246V245H163ZM162 246V247H163ZM202 246V245H201ZM204 246V245H203ZM211 246H212V244H211ZM226 246V245H225ZM165 247V246H164ZM166 247H167V245H166ZM224 247V246H223ZM229 247V246H228ZM231 247V246H230ZM146 248V247H145ZM160 248H161V246H160ZM170 248V247H169ZM168 248V249H169ZM174 248H176V247H174ZM225 248H227V246L225 247ZM224 248V249H225ZM243 248V247H242ZM142 249V248H141ZM207 249V248H206ZM254 249V248H253ZM261 249V248H260ZM259 249V250H260ZM190 250V249H189ZM221 250V249H220ZM219 250V251H220ZM263 250V249H262ZM151 251V250H150ZM161 251V250H160ZM166 251V250H165ZM168 251V250H167ZM261 251V250H260ZM164 252V251H163ZM205 252V251H204ZM213 252V251H212ZM222 252V251H221ZM229 252H231V251H229ZM190 253V252H189ZM206 253V252H205ZM208 253V252H207ZM206 253V254H207ZM143 254V253H142ZM211 254V253H210ZM233 254H235V253H233ZM239 254V253H238ZM141 255V254H140ZM196 255V254H195ZM222 255V254H221ZM228 255H231V254H228ZM227 256V255H226ZM237 256V255H236ZM256 256V255H255ZM143 257V256H142ZM166 257V256H165ZM190 257V256H189ZM168 258V257H167ZM222 258H224V257H222ZM155 259V258H154ZM217 259V258H216ZM263 259V258H262ZM166 260V259H165ZM198 260V259H197ZM232 260V259H231ZM234 260V259H233ZM141 261V260H140ZM171 261V260H170ZM219 262H220V260H218ZM160 262V261H159ZM168 262V261H167ZM173 262V261H172ZM177 262V261H176ZM212 262V261H211ZM215 262V261H214ZM229 262V261H228ZM182 263V262H181ZM181 263H179V264H181ZM222 263V262H221ZM209 264V263H208Z\"/></svg>",
  "mask_w": 264,
  "mask_h": 264
}]
</instances>
